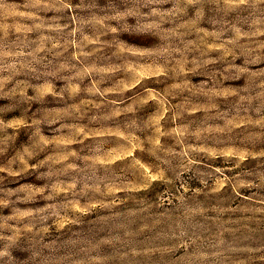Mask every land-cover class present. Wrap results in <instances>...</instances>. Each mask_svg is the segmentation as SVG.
Here are the masks:
<instances>
[{"label": "rangeland", "instance_id": "rangeland-1", "mask_svg": "<svg viewBox=\"0 0 264 264\" xmlns=\"http://www.w3.org/2000/svg\"><path fill=\"white\" fill-rule=\"evenodd\" d=\"M0 264H264V0H0Z\"/></svg>", "mask_w": 264, "mask_h": 264}]
</instances>
